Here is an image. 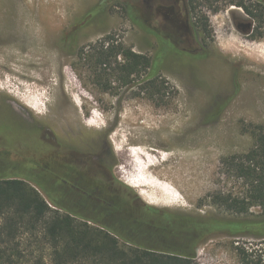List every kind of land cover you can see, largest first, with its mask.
I'll use <instances>...</instances> for the list:
<instances>
[{"label": "rangeland", "instance_id": "374dc122", "mask_svg": "<svg viewBox=\"0 0 264 264\" xmlns=\"http://www.w3.org/2000/svg\"><path fill=\"white\" fill-rule=\"evenodd\" d=\"M141 1L0 0L1 175L25 180L77 222L107 230L75 209L55 159L107 151L122 201L221 222L198 247V264H239V249L264 263L262 210L236 215L213 204L217 193L242 191L221 160L247 153L248 127L264 124V20L248 16L239 0H199V17L191 19L208 21L209 32L196 34L203 57H163L167 64L154 76L166 81L168 103L158 106L139 80L116 94L101 92L79 62L83 48L106 36L153 59L138 25ZM32 240L23 237L22 250L33 253L16 264H51L50 251Z\"/></svg>", "mask_w": 264, "mask_h": 264}, {"label": "trees", "instance_id": "16d2710c", "mask_svg": "<svg viewBox=\"0 0 264 264\" xmlns=\"http://www.w3.org/2000/svg\"><path fill=\"white\" fill-rule=\"evenodd\" d=\"M251 1L252 8L238 5L258 20L256 11L257 7L263 10V0ZM189 5L199 17V0H189ZM198 27L209 32L204 16L199 18ZM79 62L103 93L116 94V90L130 88L139 80L148 100L158 106L168 103L167 83L154 76L153 60L115 43L111 36L83 48ZM247 132L253 138L252 148L221 160V168L242 184V191L217 193L213 204L236 215L260 208L264 215V124H252ZM3 169L0 161V264H16L32 256L33 252L29 255L22 250L23 237L28 235L50 251L51 264H198V247L222 225L216 218L206 220L156 207L139 208L135 199H127L115 201L114 207H121L125 214L122 218L114 216L103 230L61 213L55 200L53 209L25 180L1 175ZM239 257V264H264L250 259L242 249Z\"/></svg>", "mask_w": 264, "mask_h": 264}, {"label": "flooded vegetation", "instance_id": "af4514ba", "mask_svg": "<svg viewBox=\"0 0 264 264\" xmlns=\"http://www.w3.org/2000/svg\"><path fill=\"white\" fill-rule=\"evenodd\" d=\"M239 3L243 2L239 0L236 4L245 11L243 6L238 5ZM261 4L263 10L260 11L257 7L256 12L260 15L257 21L264 20V0ZM243 5L246 6V3ZM137 9L140 13L138 25L151 40L154 70L159 71L167 64L163 59L164 56L167 57L166 55L176 53L193 61L203 57L200 54L202 42L198 43L196 37L200 28L191 19L193 13L189 0H145L140 2ZM201 31L203 32L202 29ZM261 34H258L259 38ZM157 52H160L161 59ZM53 147L55 151L62 148L61 145ZM57 156L55 159L64 167V177L69 178V181L62 179V182L70 186L73 205L79 214L93 217L100 223L105 222L106 225L110 224L108 222L114 216L123 217L125 211L121 207H114L115 201L122 200V189L118 187L116 177L110 172L107 151L102 150L96 155L74 151L68 155ZM86 210L89 213L85 212Z\"/></svg>", "mask_w": 264, "mask_h": 264}, {"label": "bare ground", "instance_id": "6f19581e", "mask_svg": "<svg viewBox=\"0 0 264 264\" xmlns=\"http://www.w3.org/2000/svg\"><path fill=\"white\" fill-rule=\"evenodd\" d=\"M39 105H40V104H39ZM40 106H41V105H40ZM28 107H29V106H28ZM32 110H33V108H32ZM34 110H35V109H34ZM35 111H36V110H35ZM95 122H96V121H95ZM95 122H94V123H95ZM90 127H91V126H90ZM129 186H130V185H129ZM138 188H139V187H138ZM147 201H148V199H147Z\"/></svg>", "mask_w": 264, "mask_h": 264}]
</instances>
